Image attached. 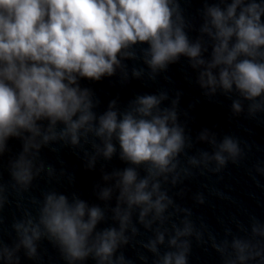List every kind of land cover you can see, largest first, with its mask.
<instances>
[{
	"label": "clouds",
	"instance_id": "clouds-1",
	"mask_svg": "<svg viewBox=\"0 0 264 264\" xmlns=\"http://www.w3.org/2000/svg\"><path fill=\"white\" fill-rule=\"evenodd\" d=\"M184 28L179 0H0V155L11 138L23 145L10 162L12 187L18 194L27 190L33 180L30 149L57 139H70L77 145L81 137L87 141L91 134L102 141L103 149L96 147L106 159L115 154L116 141L120 159L130 165L114 173L118 201L127 205L122 210L118 203L114 210L119 231H96L104 219L100 207H90L76 196L70 201L63 194L49 192L37 217L26 212L27 218L13 225L19 243L9 247L0 241V264H17L21 246L34 257L35 241L42 236L58 246L69 264L90 256L97 264H117L113 256L121 243H127L124 231L133 207L140 209L139 220L148 226L151 221L145 218L150 213L153 219L162 218L172 203L160 191L158 178L167 179L166 174L176 172L186 137L175 108L160 107L166 95L138 96L123 112L116 110L112 101L108 110L97 115L93 93L81 87V80L111 77L117 68H127L122 63L127 59L142 58L155 73L185 56L192 67L203 66L201 87L213 93L217 88L226 93L236 91L250 102V114L264 111V0H230L225 8L214 5L205 9L201 32L213 41L210 60L202 57L206 49L201 42L191 43ZM140 74L141 70L133 69V75ZM232 107L236 113L243 110L239 101ZM217 148L212 156L201 154L205 162H216L217 172L230 158L235 163L241 153L239 141L230 136ZM189 162L198 163L195 157ZM4 192L0 184V207ZM111 194L112 189L106 188L100 195L107 200ZM192 231L186 221L176 237ZM252 231L259 229L254 225ZM176 237L170 240L173 246H177ZM163 242L164 235L159 233L147 247L158 253L157 244ZM178 247V252L165 253L157 264H172L173 259L175 264H187L188 241ZM231 247L235 259L227 264H264V245L236 238ZM117 259L118 264H125L123 255Z\"/></svg>",
	"mask_w": 264,
	"mask_h": 264
}]
</instances>
